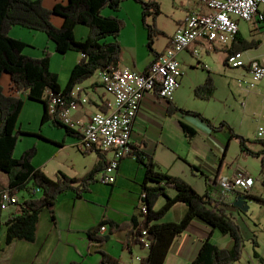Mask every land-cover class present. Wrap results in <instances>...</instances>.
Masks as SVG:
<instances>
[{"label": "trees", "instance_id": "trees-1", "mask_svg": "<svg viewBox=\"0 0 264 264\" xmlns=\"http://www.w3.org/2000/svg\"><path fill=\"white\" fill-rule=\"evenodd\" d=\"M136 1L143 7V26L148 31V48L155 61L162 55L154 50L155 40L164 35L156 26L162 14V6L153 0ZM122 2L124 0H69L68 5L60 3L52 10H48L43 0H0V175L4 177V185L0 191V232L4 228L7 229L6 246H12L21 240L35 242L42 214L49 211L55 222V210L60 197L72 192L77 199H82L108 167L107 157L103 153H98L97 165L83 178L73 179L59 173L56 179H52L42 169L34 166L33 160L38 155L36 148L27 151L20 159H15V153L22 134L18 131V127L25 107L23 95H27L26 98L30 101L44 105L45 112L42 118L44 126L52 123L59 130L66 131L68 136L81 139L78 132L65 125L61 114L70 109L74 103L79 102V99L73 95L79 86L93 79L98 72L120 67L123 50L119 38L127 24L118 16H104V10L108 8L117 12ZM54 16L62 17L63 26L58 28L52 23ZM150 18H153L154 25L149 23ZM15 26L47 34L61 56L71 52L83 56L73 69L65 90L60 87L59 76L50 71L51 54L45 51L40 59L26 55L29 45L22 40H16L11 35ZM79 26L90 29V34L85 40H77L76 28ZM111 38L113 42H107ZM260 46L261 42L247 41L239 34L237 43L230 53L258 50ZM208 73L205 84L195 90L197 99L211 101L214 98L216 84L210 72ZM6 74L12 78L10 93H7L1 84ZM57 97H60L62 104L57 106V113L51 115V100ZM108 112L104 110L105 114ZM181 112L210 124L208 119L195 111ZM224 126L232 132L233 137L239 139L243 152L254 158H262L264 171V140L255 142L247 140L236 134L230 126L225 124ZM184 129L189 138L196 135L194 128L184 125ZM248 144L259 145L263 149L255 152ZM131 155L147 170L142 206L133 221L127 224L118 225L108 220L100 223L98 228L88 234L94 243L101 246L108 243L110 236L100 235L104 226L110 227V235L128 230L129 234L124 243L126 250L131 253L138 247L149 250L148 256L141 259V264H165L175 239L183 235L191 223L199 221L207 227L220 231L224 236H230L234 246L232 249H222L207 241L192 264H234L241 261L246 237L237 220L222 210L219 202L209 195L198 194L193 186L183 179L163 173L154 158L134 146ZM262 185L264 186V179ZM171 189L177 191L176 196L171 197L168 194ZM6 190H10L13 196H18L20 201L13 206L18 212L3 221L1 193ZM23 190L29 193L28 199L20 198L19 193ZM161 199H166V204L157 209ZM255 200L264 204L262 198ZM180 204L187 205L184 219L181 222H164L171 210ZM143 206L146 208V213L142 210ZM142 217L143 221H141ZM255 245L257 246L256 243ZM4 247L0 246V252ZM101 255L104 264H122L120 259L112 255L104 252ZM255 256L259 258L261 264H264V259L258 253Z\"/></svg>", "mask_w": 264, "mask_h": 264}, {"label": "crops", "instance_id": "crops-1", "mask_svg": "<svg viewBox=\"0 0 264 264\" xmlns=\"http://www.w3.org/2000/svg\"><path fill=\"white\" fill-rule=\"evenodd\" d=\"M43 1L48 10H52L60 3L63 5L69 4V0ZM187 4L185 6L186 12L185 14L182 13L178 18L174 32L170 36L165 35L164 47L158 50L159 53L163 54L171 47L178 26L185 22L188 15L193 12L200 13L203 11L198 6L197 1H187ZM106 15L107 17L110 16L108 12ZM52 23L59 28L63 26L64 20L60 16H54ZM14 29L12 30L13 33ZM85 33L84 29L80 27L76 28L77 38L80 34L84 36ZM240 34L242 35V32ZM12 37L16 38L14 35ZM16 40H22L29 46L31 45L28 40L18 38ZM199 48L200 50L203 49V52L208 56L211 52L219 49L207 44L199 47L194 45L188 51L178 56L179 61L185 69V77L182 80L184 86H181L176 93L175 100L170 103L165 102L154 94H149L143 100L132 132V142L134 148L154 158L155 162L160 165L163 173L183 179L192 185L198 194L209 195L213 200L219 202L222 210L234 217L243 229L242 223L239 221V212L242 210L237 204L244 197L249 196L251 198H246L249 199V205L252 206L253 202L257 201L255 199H264V194L256 193L255 189L252 194L244 195V197L239 196L237 193L228 194L223 197L221 195L220 182L240 177L242 174H248L244 172L246 169L242 168L239 162L241 158H252L255 162L259 163V172L255 179L258 186L262 184V180L264 179L263 162L262 158H254V156L242 151L239 139L233 137L232 132L224 126L227 123L225 119H215V117H210L207 114L208 104H212L213 101H205L207 106L200 107L199 109L194 107L195 102L199 101L195 96V88L205 84L209 76L208 72H210L208 71L202 80H196L195 72L199 70V67L204 70H210L209 68H205L206 64H204L202 52L199 59L195 57L194 52ZM29 50L27 49L25 54L31 56ZM56 55L61 54L56 51ZM78 55H80L79 61H81L83 56L81 54ZM31 58L36 57L31 56ZM226 58H228V55L224 58L225 63ZM253 58L257 57L249 59ZM257 59L264 62V56ZM153 62L154 59L150 57L147 64H145V68H142L135 62V59L128 62L122 58L120 67L131 69L136 73H143L148 70ZM246 74V78L250 77L248 72ZM4 79H6L5 76ZM11 81L12 78L8 81L9 88H11ZM259 96L264 98V91H261ZM24 97L26 98L27 95H23ZM76 98L79 99V102L71 109L70 116L77 124H86L90 122L95 114L104 112V110L110 112L114 106V98L106 92L101 78L98 80H94V78L90 79V81L79 86ZM26 100L28 99L26 98ZM85 100L87 101L86 103L84 102ZM182 110H194L203 114L204 118L208 119L211 125L193 115L182 113ZM184 125L194 128L196 135L189 138L185 134ZM237 134L243 137L240 132H237ZM65 135L66 138L61 143L62 146L58 144L61 148L60 150H65L71 146L81 153L82 151L79 149L81 139L68 136L66 131ZM248 146L255 152L263 149L259 145L248 144ZM81 154L85 157L90 154H96L88 157L89 159L93 158L92 162L81 171H77L73 163L67 166L62 164L59 166L55 165L52 168L49 167V164H33L35 167L42 169L52 179H56L59 173H63L73 179H81L94 169L99 159L98 153L88 154L82 152ZM104 155L107 157L108 162L113 156L110 153ZM146 176V168L134 156H130L121 162L115 185H108L98 180L97 183L90 187L89 192L84 194L82 199H77L76 195L72 194V192L61 196L55 210V222L52 220L51 213L45 211L39 221L36 241L30 243L21 240L15 242L12 246L4 247L3 251L0 252V254L4 255V258L0 259V264H104L103 258L100 256L102 252L120 258L123 264L126 252L124 243L129 234L128 230L111 235L108 243L104 246L94 243L88 234L91 230L98 228L100 223L105 220L114 221L118 225L133 221L138 214L140 206H142ZM168 194L170 195L171 191ZM84 204H100L98 206L101 210L95 213L88 208L87 214L76 215L77 210L82 209ZM165 204L166 199H161L157 209L163 207ZM259 210L264 214V207H260ZM186 211L187 205L180 204L171 210L164 222H181L185 217ZM262 221L261 225L264 228V219ZM108 228L109 231L107 233L102 234L100 232V235H109L110 227L108 226ZM245 235L246 237L248 236L246 233ZM258 239L259 236L256 235L253 238L251 237L249 241L254 248V258L260 262L259 258L255 256L258 253L264 259L259 252L261 245ZM207 241L215 243L222 249H232L234 246V241L230 236H224L220 231L207 227V225L199 221H195L190 224L183 235L175 239L165 264H192L197 259L203 244ZM0 246L3 245L0 243ZM144 250L141 253H137L140 264L141 259L148 256L149 250L146 248ZM134 251L132 253L129 251L132 261L134 259ZM125 264H131V262L128 260ZM234 264L243 263L239 261Z\"/></svg>", "mask_w": 264, "mask_h": 264}, {"label": "rangeland", "instance_id": "rangeland-1", "mask_svg": "<svg viewBox=\"0 0 264 264\" xmlns=\"http://www.w3.org/2000/svg\"><path fill=\"white\" fill-rule=\"evenodd\" d=\"M142 1L149 2L151 0ZM153 1L160 3L162 6V14L158 18L156 26L164 33V35L158 37L155 40L154 45V50L158 52V50L164 47L165 35L170 36L171 33L174 32L175 27L177 26L178 18L182 15V13L185 14V6L188 5L187 1L195 2L197 0ZM142 10L143 7L138 3V1L124 0L117 12L107 8L104 10V16H107L106 13L108 12L110 16H118L122 18V20H124L127 24L119 38L123 50L121 61L122 58L128 62L135 59V62H137L140 67L145 68V64H147L148 59L150 57L154 59V57L148 48L149 36L148 31L143 26ZM149 23L154 25L153 18L149 19ZM240 24V29L244 39L247 41L257 40V42H261V46L258 50L253 49L246 52V59L252 57H263L264 24L259 25V32L256 33L251 31V28L253 27L252 24L243 21H241ZM79 27L84 29L86 33L84 36L80 34L77 40H85L90 34V29L86 26ZM13 29L14 33L11 32V34L14 35V37L28 40L31 43V47L29 46L30 48L28 47L27 49H30L29 53H31V56L36 57L34 59H40L45 51L51 54L50 71L59 76L60 87L62 90H65L67 84L70 82L73 69L80 62V55L76 52H71L64 56L56 55V47L49 41L47 34L38 32L34 33L32 30L17 26L13 27ZM158 40H160L159 43H157ZM107 42H113V38L108 39ZM201 52L203 53L204 64H206L210 70H204L199 67V70L195 72L196 80H202L204 75L210 71L216 84L214 98L211 100L213 102L212 104H208L209 106L206 111L207 114L210 117H215V119H225V122L227 123H222H225V125L228 126L231 125L230 127L234 129L236 134L237 132H240L243 138L255 142L258 129L261 126H264V98L259 96V93L264 91V82L256 83L252 76L246 78L245 76L247 75V71L242 68L232 69L228 67L224 62V58L227 57L228 53L221 48L211 52L209 56L203 52V49H201ZM5 78L6 79L1 81V84L5 87L7 93H10L8 81L11 76L6 74ZM99 78H101L100 72L95 75L94 80H98ZM183 86L184 84L182 82V87ZM197 88H195V90ZM24 100L25 107L21 113L18 127V131L22 132V134L20 135V142H18L17 145L15 159H20L27 151L29 152L30 150L36 148L38 150V155L33 160V163L36 165L49 164V167L52 168L55 165L59 166L62 164L67 166L73 163L77 171H81L86 166H89L93 158L89 159L88 157L96 154H90L85 157L81 154L82 152H78L77 149H73L71 146L61 151L59 145L62 146L61 143H63L64 138H66L65 131L54 127L52 123L44 126L42 124L43 113L45 112L44 105L42 103L26 100L25 97ZM198 100L199 101L194 104L195 108L199 109L200 107L207 106L205 103L207 100ZM250 159L241 158L239 164L242 168L246 169L244 172L255 176L254 179H256L259 172V163L255 162L252 158ZM2 185H4V177L3 175H0V191ZM255 189L256 193L264 194V186L262 184L256 186ZM170 191L171 197L176 196V190L171 189ZM19 196L22 200L30 197L27 190L21 191ZM98 205L100 204H84L82 209L77 210L76 215L81 216V214H87L88 208L97 213L101 210ZM249 207L250 209L248 212H239V221L242 223L243 233L245 232L248 235L247 238L244 233L246 243L241 261L243 264H260V262L254 258V248L250 244L249 239L256 235L259 236L258 242H260L261 245V250H259V252L261 253L260 255L264 257V228L261 225V222H263L262 220L264 219V214L259 210L260 207H264V204L254 201L253 205H249ZM16 211L17 208L15 207H11L9 210L4 211L2 213L3 221H6L8 217ZM6 232V228L0 232V243L5 247ZM109 236L111 235L109 234ZM143 251L145 250L140 247L136 248L134 251V259L132 261L131 253L126 250L123 258V264H125L128 260L131 264H140L137 258V253H141ZM3 256L4 255L0 254V259L4 258ZM100 256L102 257L101 254ZM114 257L116 258V256Z\"/></svg>", "mask_w": 264, "mask_h": 264}, {"label": "built area", "instance_id": "built-area-1", "mask_svg": "<svg viewBox=\"0 0 264 264\" xmlns=\"http://www.w3.org/2000/svg\"><path fill=\"white\" fill-rule=\"evenodd\" d=\"M197 4L203 11L188 15L185 22L178 26L171 47L153 62L149 70L136 73L118 67L100 72L102 85L114 98V106L109 113L99 112L90 122L77 124L70 116L71 109L76 106L74 103L61 114L65 125L81 135L79 148L82 152L113 155L105 172L98 178L103 183L115 185L121 162L132 156V132L143 100L149 94L157 95L168 103L175 100L185 76L178 56L194 45L207 44L229 51L226 58L228 67L242 68L256 83L264 82L263 61L246 59V52L242 51L230 53L241 32V21L252 24L253 33L259 32V25L264 24V0H197ZM194 55L197 59L201 57L200 48L195 50ZM205 68L208 69V66ZM77 89L73 93L75 98ZM59 104H62L60 97L51 100V115L57 113ZM256 140H264V126L258 129ZM256 186L257 181L248 174L220 182L223 197L232 193L249 195ZM1 201L2 210L7 211L20 199L6 190L1 193ZM142 210L146 213L144 206ZM108 231V226L101 229L102 234ZM143 241L146 242L145 239Z\"/></svg>", "mask_w": 264, "mask_h": 264}, {"label": "water", "instance_id": "water-1", "mask_svg": "<svg viewBox=\"0 0 264 264\" xmlns=\"http://www.w3.org/2000/svg\"><path fill=\"white\" fill-rule=\"evenodd\" d=\"M237 205L243 212H248L250 209L249 199L246 197H244Z\"/></svg>", "mask_w": 264, "mask_h": 264}]
</instances>
